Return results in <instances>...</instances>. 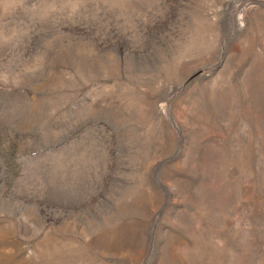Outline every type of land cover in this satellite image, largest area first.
<instances>
[{
    "label": "rangeland",
    "instance_id": "rangeland-1",
    "mask_svg": "<svg viewBox=\"0 0 264 264\" xmlns=\"http://www.w3.org/2000/svg\"><path fill=\"white\" fill-rule=\"evenodd\" d=\"M0 264H264V0H0Z\"/></svg>",
    "mask_w": 264,
    "mask_h": 264
}]
</instances>
